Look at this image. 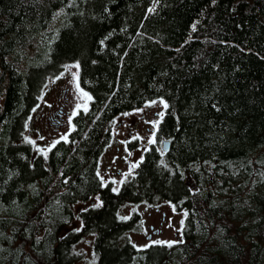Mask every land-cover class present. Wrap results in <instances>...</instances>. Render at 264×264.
Masks as SVG:
<instances>
[{
	"label": "trees",
	"instance_id": "1",
	"mask_svg": "<svg viewBox=\"0 0 264 264\" xmlns=\"http://www.w3.org/2000/svg\"><path fill=\"white\" fill-rule=\"evenodd\" d=\"M66 63L87 104L42 153L25 122ZM155 99V141L114 191L95 172L109 122ZM156 198L181 238L138 246L120 204ZM84 233L88 264H264V0H0V264H77Z\"/></svg>",
	"mask_w": 264,
	"mask_h": 264
},
{
	"label": "rangeland",
	"instance_id": "2",
	"mask_svg": "<svg viewBox=\"0 0 264 264\" xmlns=\"http://www.w3.org/2000/svg\"><path fill=\"white\" fill-rule=\"evenodd\" d=\"M85 93L77 82L76 65L66 63L60 72L49 76L45 81L39 101L25 122L23 137L31 140L36 150L46 153L57 139L66 137L71 115L87 104L88 96ZM161 101L155 99L139 108L122 112L110 122L111 139L100 157L98 172L104 181H111L114 189L134 173L144 156V150L151 145L149 141H155L154 133L162 116L159 114L164 111V102ZM158 145L163 151L162 141ZM100 202L97 194H93L87 201L75 202L70 228L81 227V220L77 217L79 208ZM135 212L137 217L133 227L125 231L124 236L136 245L142 246L156 241L169 242L181 238L185 214L184 211L176 209L170 201L164 198H156L153 202L125 200L118 210L121 218L130 217ZM93 238V233H84L75 241L73 249L80 254L77 264L95 261Z\"/></svg>",
	"mask_w": 264,
	"mask_h": 264
},
{
	"label": "flooded vegetation",
	"instance_id": "3",
	"mask_svg": "<svg viewBox=\"0 0 264 264\" xmlns=\"http://www.w3.org/2000/svg\"><path fill=\"white\" fill-rule=\"evenodd\" d=\"M76 112V111H75ZM74 112V113H75ZM73 113V114H74ZM72 114V115H73ZM120 114V113H119ZM72 115H71V118H72ZM118 115V114H117ZM116 116V115H115ZM114 116V117H115ZM114 117H112V119L110 120V122L114 119ZM110 122H109V127H110ZM70 127H71V123H70ZM70 129V128H69ZM111 130V129H110ZM69 131V130H68ZM111 139V138H110ZM161 141H163V140H161ZM110 142V141H109ZM148 146H150V145H148ZM107 146H103L102 148H101V151H100V153L97 155V157H96V160H95V163H96V167H95V172H96V174L98 175V177L100 178V181H101V183H103V185H109L110 184V188H112V189H114L113 188V186L111 185V181H104L103 179H102V177L100 176V174H99V172H98V163H99V160H100V157H101V155H102V153L104 152V150H105V148H106ZM128 147H132V146H128ZM158 147V146H157ZM159 148V147H158ZM162 148H163V146H162ZM147 149H145L144 150V153H145V151H146ZM159 150H160V148H159ZM161 151V150H160ZM163 151H164V149H163ZM123 182V181H122ZM121 185V184H120ZM119 188V187H118ZM118 188H116V189H118ZM115 189V190H116ZM93 194H97L98 195V191L96 192V193H93ZM93 194H91L90 196H89V198L93 195ZM99 196V195H98Z\"/></svg>",
	"mask_w": 264,
	"mask_h": 264
},
{
	"label": "snow or ice",
	"instance_id": "4",
	"mask_svg": "<svg viewBox=\"0 0 264 264\" xmlns=\"http://www.w3.org/2000/svg\"><path fill=\"white\" fill-rule=\"evenodd\" d=\"M149 11H153V9H149ZM85 95H87L86 93H85ZM89 99H91L90 97H89ZM162 103H163V101H161ZM79 107V106H78ZM164 107L165 108H167L168 107V105L166 104V103H164ZM86 110V109H85ZM159 115H163L162 113L161 114H159ZM25 139H27V138H25ZM149 143H152V141H149ZM114 191H115V189H114ZM97 207H99V205H96ZM156 243H159V241H157Z\"/></svg>",
	"mask_w": 264,
	"mask_h": 264
},
{
	"label": "water",
	"instance_id": "5",
	"mask_svg": "<svg viewBox=\"0 0 264 264\" xmlns=\"http://www.w3.org/2000/svg\"><path fill=\"white\" fill-rule=\"evenodd\" d=\"M162 146H163V149H167L168 148V146H169V140H163L162 141Z\"/></svg>",
	"mask_w": 264,
	"mask_h": 264
}]
</instances>
